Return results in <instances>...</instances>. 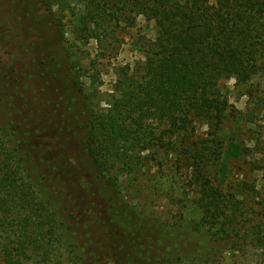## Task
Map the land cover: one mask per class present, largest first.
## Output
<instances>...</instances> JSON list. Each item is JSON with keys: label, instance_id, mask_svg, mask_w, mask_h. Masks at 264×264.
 Instances as JSON below:
<instances>
[{"label": "trees", "instance_id": "obj_1", "mask_svg": "<svg viewBox=\"0 0 264 264\" xmlns=\"http://www.w3.org/2000/svg\"><path fill=\"white\" fill-rule=\"evenodd\" d=\"M77 1L82 30L98 41L112 26L134 27L140 17L153 21L157 32L145 48L146 60L118 73L108 108L97 107L87 95L74 101L94 177L90 187L101 198L103 218L97 225L107 243L78 233L83 229L73 222L75 202L55 194L61 176L40 169L36 147L8 124L0 126V264H173L183 258L188 236L143 218L119 191L125 174L178 149L193 153L197 204L203 226L212 229L211 249L244 241L264 258V222L242 234L240 207L206 176L216 150L183 146L193 141L198 122L217 131L226 118L231 106L223 81L235 77L246 84L264 74V0ZM70 71L68 88L74 92Z\"/></svg>", "mask_w": 264, "mask_h": 264}, {"label": "rangeland", "instance_id": "obj_2", "mask_svg": "<svg viewBox=\"0 0 264 264\" xmlns=\"http://www.w3.org/2000/svg\"><path fill=\"white\" fill-rule=\"evenodd\" d=\"M83 16L77 0L67 5L0 0V126L13 125L20 140L36 147L39 168L61 176L54 185L57 198L75 202L73 222L83 229L78 233L105 247L97 225L103 218L101 198L90 187L94 177L77 131L80 110L74 101L87 95L97 107L108 108L118 73L146 60L145 48L157 32L153 21L140 17L134 27L112 26L98 41L82 30ZM69 71L74 92L68 88ZM221 85L231 106L226 118L217 131L198 122L193 141L183 146L216 150L218 158L206 165V176L240 207L243 234L264 222V74L246 84L232 77ZM192 156L178 149L125 174L119 186L125 202L143 218L188 236L183 258L173 264H264L249 242L211 249L212 229L202 223Z\"/></svg>", "mask_w": 264, "mask_h": 264}]
</instances>
